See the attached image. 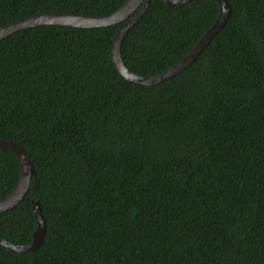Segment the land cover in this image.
Listing matches in <instances>:
<instances>
[{
	"label": "trees",
	"instance_id": "trees-1",
	"mask_svg": "<svg viewBox=\"0 0 264 264\" xmlns=\"http://www.w3.org/2000/svg\"><path fill=\"white\" fill-rule=\"evenodd\" d=\"M129 0H0V29L33 15L104 16ZM232 14L184 72L154 86L113 60L124 23L41 26L0 41V139L34 165L29 193L0 214V236L42 245L0 264H264V0ZM218 2L149 0L121 58L153 77L216 22ZM0 149V200L18 185Z\"/></svg>",
	"mask_w": 264,
	"mask_h": 264
},
{
	"label": "water",
	"instance_id": "water-1",
	"mask_svg": "<svg viewBox=\"0 0 264 264\" xmlns=\"http://www.w3.org/2000/svg\"><path fill=\"white\" fill-rule=\"evenodd\" d=\"M170 5L191 3L196 0H164ZM218 2L220 13L207 33L201 38L192 51L178 64L162 74L153 77H143L132 73L121 58V44L128 31L138 22L146 12L149 0H129L119 10L104 16H85L78 14H39L20 19L0 29V41L25 29L41 26H68L77 28H107L124 23L117 33L113 44V60L121 75L130 82L144 86L158 85L188 69L206 50L212 40L226 25L232 14V7L228 0H212ZM0 149L13 152L21 166V177L16 188L5 198L0 200V214L18 206L27 196L31 182L35 176V168L25 150L15 142L0 139ZM33 211L38 223V228L33 236V242L28 246H21L9 242L0 236L1 245L10 252L30 253L39 248L43 243L46 231L45 220L39 202L32 203Z\"/></svg>",
	"mask_w": 264,
	"mask_h": 264
}]
</instances>
